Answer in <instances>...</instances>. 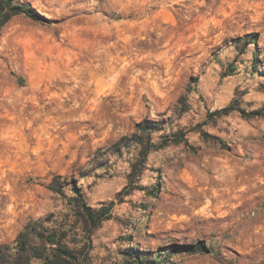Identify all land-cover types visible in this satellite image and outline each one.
I'll use <instances>...</instances> for the list:
<instances>
[{
    "label": "rangeland",
    "instance_id": "1",
    "mask_svg": "<svg viewBox=\"0 0 264 264\" xmlns=\"http://www.w3.org/2000/svg\"><path fill=\"white\" fill-rule=\"evenodd\" d=\"M24 1L47 20L17 15L0 35V241L71 213L49 188L63 175L93 207L114 202L81 241L90 264L198 242L162 264H264V116H209L264 109V0ZM145 119L164 121L157 143L186 136L119 196L135 151H107Z\"/></svg>",
    "mask_w": 264,
    "mask_h": 264
},
{
    "label": "trees",
    "instance_id": "2",
    "mask_svg": "<svg viewBox=\"0 0 264 264\" xmlns=\"http://www.w3.org/2000/svg\"><path fill=\"white\" fill-rule=\"evenodd\" d=\"M25 15L32 20L45 22L46 17L30 2L24 0H0V35L3 28L17 15ZM255 38L246 40V44L255 43ZM258 55L253 57V68L259 62ZM240 110L245 117L264 116V109L247 111L241 107L230 104L226 107L212 111L209 116H220ZM163 120L145 119L136 125L132 135H125L110 146L111 154H124L125 151H135L131 159V172L128 185L118 193L119 196L128 194L137 188L134 182L139 178L145 167L146 157L152 150H158L171 144L181 143L186 133L182 130L162 135L161 141H154L153 134L164 129ZM101 151V150H99ZM105 154V153H102ZM66 185H71L72 195L66 191ZM49 188L67 200L71 213L60 216L52 212L44 218L30 220L19 231L12 241H0V264H34L40 261L43 264H90L87 243L82 239L98 228L103 221L111 217L114 202L101 207H93L84 197L77 181H70L63 175L52 178ZM158 186H154L157 190ZM80 231L83 237H80ZM207 251L203 242L173 243L168 250L158 252L149 257L145 252L130 249L128 253L130 262L136 264H162L163 260L175 253H197Z\"/></svg>",
    "mask_w": 264,
    "mask_h": 264
}]
</instances>
